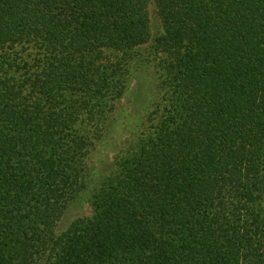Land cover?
<instances>
[{
	"label": "trees",
	"instance_id": "obj_1",
	"mask_svg": "<svg viewBox=\"0 0 264 264\" xmlns=\"http://www.w3.org/2000/svg\"><path fill=\"white\" fill-rule=\"evenodd\" d=\"M0 264H264V0H0Z\"/></svg>",
	"mask_w": 264,
	"mask_h": 264
},
{
	"label": "rangeland",
	"instance_id": "obj_2",
	"mask_svg": "<svg viewBox=\"0 0 264 264\" xmlns=\"http://www.w3.org/2000/svg\"><path fill=\"white\" fill-rule=\"evenodd\" d=\"M150 9L151 8H149V10ZM132 88L134 89V91H138L135 84ZM141 96V92L140 94L137 92L134 97L133 95H130L118 102V110H120V113L118 115L116 114L115 116L118 118L116 120L119 131L117 133H111L109 136H106L99 144L95 146L88 157L89 167L102 169L108 163H111L112 157L116 154L119 146H121V142L126 140L128 136V132L126 131V128L124 126L126 125V123H128V119L132 117V114L136 112V108L139 105L138 101ZM88 212L89 207L87 204L69 208L58 223L57 231L64 230L74 216L86 215L88 214Z\"/></svg>",
	"mask_w": 264,
	"mask_h": 264
}]
</instances>
